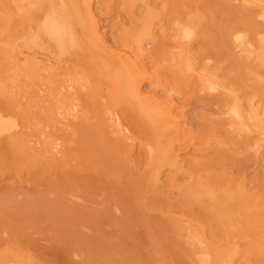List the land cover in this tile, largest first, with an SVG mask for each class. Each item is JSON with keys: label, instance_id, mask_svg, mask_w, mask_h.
Returning <instances> with one entry per match:
<instances>
[{"label": "rangeland", "instance_id": "rangeland-1", "mask_svg": "<svg viewBox=\"0 0 264 264\" xmlns=\"http://www.w3.org/2000/svg\"><path fill=\"white\" fill-rule=\"evenodd\" d=\"M69 4L0 0V118L18 122L0 135V264H199L200 248L219 256L217 264H264V1ZM147 23L141 92L169 102L175 118L171 129L153 131L157 142L113 81L123 70L117 60L137 56L126 31ZM90 25L103 46L92 42ZM178 56L200 73L181 77L178 65L173 72ZM106 61L112 71L101 76ZM236 103L250 128L235 125ZM145 143L164 152L160 169L147 165Z\"/></svg>", "mask_w": 264, "mask_h": 264}, {"label": "bare ground", "instance_id": "bare-ground-1", "mask_svg": "<svg viewBox=\"0 0 264 264\" xmlns=\"http://www.w3.org/2000/svg\"><path fill=\"white\" fill-rule=\"evenodd\" d=\"M71 1L72 0H70V2H69V0H67V2H68V4L69 3H71ZM89 1V0H88ZM132 1H134V2H136V3H141V4H143V5H147L146 3H147V0H132ZM261 0H259V2H260ZM264 1V0H263ZM80 2H81V0H80ZM94 2V1H93ZM131 3V2H130ZM129 3V4H130ZM74 4V3H73ZM69 5H71V4H69ZM81 6H82V4H81ZM85 6V5H84ZM72 8H74V7H72ZM130 8V7H129ZM146 9H147V7H146ZM31 10H32V7H31ZM75 10V9H74ZM73 9H72V11L73 12H75ZM92 10V9H91ZM33 11V10H32ZM87 11V10H86ZM20 12V11H19ZM31 12V11H30ZM26 13V12H25ZM27 14V13H26ZM74 14V13H73ZM76 14H78L77 12L74 14L75 15V18H76ZM23 15H24V13H23ZM93 15V14H92ZM80 17V16H79ZM88 18H90V17H88ZM179 18V17H178ZM77 19V18H76ZM133 19V18H132ZM149 20V19H148ZM78 22H79V20H77ZM147 22V21H146ZM23 23V22H22ZM132 23V22H131ZM191 23V22H190ZM89 24V23H88ZM115 24V23H114ZM150 24V23H149ZM148 23L147 24H143V25H141L140 27H133V28H131V30L129 29V31H126V33L128 32V34H126L125 33V37H129V35L131 36V38H132V40H134V41H132V43L134 44V49H135V52L137 53V56L134 58V59H128L127 58V61L126 60H124L123 58H124V56L122 57L121 56V58L123 59V60H120V58H119V60H117L118 62L119 61H121L122 62V65L119 63V66L120 67H122L123 66V70L122 69H120L118 66V68H119V71L121 70L122 71V74L120 73V72H118L117 70H115V71H117V72H115L117 75H119V77L122 75V78H119L118 76L115 78L114 76H116V75H111V73H109L108 75L109 76H112V78H113V81H114V79H117L116 80V82H114L115 84V86H118L119 87V85H120V87H121V85H123L122 86V89H124L125 91H126V94H127V100L129 101V103L135 108V111L138 113L137 115H139V117H141V119H143L146 123H147V125L150 127V129H151V131H150V135H151V133L153 132V131H157V128H161V130L160 131H163L164 129H167L168 127L170 128H172L173 126H175V118L173 117V114H172V109H171V106L169 105V102L167 103L166 101H161V100H158L156 97L155 98H153V96L152 97H145V96H143V94H142V92H141V83H142V81H143V79L146 77V72H145V69H144V65H143V62H142V60L140 59V57H142V55L144 54V42H143V40L142 39H144V38H142L144 35H149L150 34V32H151V28H150V25H149ZM73 25V24H72ZM79 25V24H78ZM128 25V24H127ZM133 25V24H132ZM80 26H82V25H80ZM116 28V27H115ZM185 28V27H184ZM24 29V28H23ZM188 28H186V29H184L183 30V33H184V31H186ZM77 30V29H76ZM81 30H84V29H81ZM119 30V29H118ZM189 30V29H188ZM86 31H88L89 33H90V35L93 37L92 38V42H94L96 45H98V46H103L102 45V43H101V40H100V37L97 35V32H99V30L97 31L96 30V28H95V26H91L90 25V27H87L86 28ZM7 32V31H6ZM189 33H193L192 31H190ZM1 34V33H0ZM3 34V33H2ZM1 34V35H2ZM185 34V33H184ZM183 34V35H184ZM238 34H241V33H237V34H233V37L234 38H237V36H239ZM127 35V36H126ZM189 36L191 37V34H189ZM241 36H242V38H243V35L241 34ZM83 37V36H82ZM184 37V36H183ZM187 37H188V34H187ZM84 38V37H83ZM185 38H186V36H185ZM189 38V37H188ZM241 38V39H242ZM86 39L87 38H84V40L86 41ZM90 40V39H89ZM188 40V39H187ZM239 40V39H238ZM180 41V40H179ZM241 41H243V40H241ZM21 42V41H20ZM19 42V43H20ZM43 41L42 40H31L30 41V45L31 46H40L41 45V43H42ZM239 42V41H238ZM86 43H88V44H90L89 42H86ZM128 44H129V42H128ZM248 44H250V45H252V43H246V42H243V43H241V45H242V49H248V47H250ZM91 45V44H90ZM122 46V45H121ZM239 47V49L240 50H242L241 49V47L240 46H238ZM244 47V48H243ZM146 48V47H145ZM250 48H252V47H250ZM120 50V49H119ZM129 50V49H128ZM251 50V49H250ZM187 51H189V50H187ZM186 51V52H187ZM249 51V50H248ZM252 51V50H251ZM254 51V50H253ZM189 54H190V52H188ZM244 53V52H243ZM254 53V52H253ZM253 53H251V55L253 54ZM250 54V53H249ZM180 55V54H179ZM182 55V54H181ZM126 58V57H125ZM177 59H178V64H176L175 66H173V72H174V67H177V65H178V70H176V71H179V72H176V73H179L178 75H180L181 74V77H182V75L183 76H186V77H193V76H195L196 74H197V69H196V67L193 65V64H195L196 65V63H195V61H194V63H192V61H190L189 59H190V57H189V59H188V57L186 58V57H180L179 58V56L178 57H176ZM118 59V58H117ZM98 60V59H97ZM90 64H93V63H90ZM173 64V63H172ZM95 66L97 65V64H94ZM114 65V64H113ZM89 66V65H88ZM91 66V65H90ZM101 70H102V75L101 76H103V73L104 72H110V71H112L111 69V67H112V63L110 62V61H106L105 63H101L100 62V65L98 66ZM86 68V67H85ZM85 68L84 69H82V70H85ZM96 68V67H95ZM118 68H116V69H118ZM199 69V68H198ZM93 70V69H92ZM99 70V69H98ZM100 70V71H101ZM100 71H97V73L98 72H100ZM104 71V72H103ZM74 72H75V70H74ZM77 72V71H76ZM85 72V71H84ZM199 72V71H198ZM26 73V72H25ZM80 73H81V71H80ZM114 73V71H113V73L112 74H115ZM175 73V74H176ZM200 73V72H199ZM198 73V74H199ZM76 74V73H75ZM82 74V78H83V73H81ZM84 74H86V73H84ZM88 74V73H87ZM86 74V75H87ZM100 74V73H99ZM98 74V75H99ZM197 74V75H198ZM71 75H72V73H71ZM70 75V76H71ZM73 75H74V73H73ZM78 75H79V72H78ZM78 75H76V76H78ZM104 75H106V73L104 74ZM201 75H203V74H201ZM30 76V75H29ZM67 76H69V75H67ZM67 76H65V78H69V77H67ZM90 76V75H89ZM93 76V75H92ZM17 77V76H16ZM20 77V76H19ZM33 76H31V78H32ZM50 77V76H49ZM53 77V76H52ZM64 77V76H63ZM88 77V76H87ZM106 77L108 78V76L106 75ZM65 78H61L62 80L64 79V80H67V79H65ZM71 78V77H70ZM79 79L81 78V76L80 77H78ZM77 78V79H78ZM91 78V77H90ZM94 78V77H93ZM106 78V79H107ZM208 78V77H207ZM18 79V78H17ZM21 79H22V77H21ZM21 79H20V81H21ZM26 79H28V80H30L28 77L27 78H25L24 77V81H26ZM35 79V78H34ZM33 79V80H34ZM56 79V78H55ZM83 79H85V78H83ZM105 79V78H104ZM120 79L122 80V82L120 83ZM47 80V79H46ZM60 80V79H59ZM70 80V79H69ZM69 80H68V82H69ZM74 80V79H73ZM87 80V79H86ZM208 80V79H207ZM79 81V80H78ZM90 81V80H89ZM103 81V80H102ZM101 80H100V82H99V84H97V86L98 85H100V83L102 82ZM28 82V81H27ZM26 82V83H27ZM31 82V81H30ZM33 82V81H32ZM30 83V84H32V85H34L33 83ZM71 82H72V80H71ZM80 82V81H79ZM83 82V81H82ZM87 82V81H86ZM112 82V81H111ZM157 82H159V81H156V83ZM21 83V82H20ZM45 83V82H44ZM43 83V84H44ZM63 83H64V81H63ZM73 83H74V81H73ZM75 83H76V81H75ZM85 83V82H84ZM109 84H110V82H108ZM188 83V82H187ZM50 85L51 83L49 82V83H46V85ZM53 84V83H52ZM51 84V85H52ZM57 84V83H56ZM71 84V83H70ZM80 84V83H79ZM83 84V83H82ZM158 84V83H157ZM157 84L155 85V86H157ZM161 83H159V85H160ZM25 85V84H24ZM28 85V84H27ZM32 85H28V86H32ZM62 85H64V84H62ZM69 85V84H68ZM72 85H74V84H72ZM71 85V86H72ZM81 85V84H80ZM89 86H90V83L88 84ZM111 85V84H110ZM205 85V84H204ZM34 86H36V85H34ZM54 86V85H53ZM75 86H77V84L75 85ZM84 86V85H83ZM82 86V89L84 90V87ZM89 86H88V89H90L89 88ZM102 86L104 87V85L102 84ZM102 86H100V87H102ZM109 86V85H108ZM24 87V86H23ZM25 87H26V85H25ZM24 87V88H25ZM55 87H57V86H55ZM70 87V86H69ZM99 87V88H100ZM22 88V87H21ZM64 88H66V87H64ZM73 88V87H72ZM98 88V89H99ZM160 88H162V84L160 85ZM29 89V88H28ZM54 89V88H53ZM59 90H60V87L58 88ZM76 89V88H75ZM105 89V88H104ZM103 89V90H104ZM111 89H114V87H113V85H111ZM122 89H120L119 91H120V93L122 92ZM166 89V88H165ZM27 90V89H26ZM29 90H31V89H29ZM50 90H52V89H50ZM49 89H47V91H50ZM55 90V89H54ZM66 90V89H65ZM69 90V89H68ZM83 90H77V91H81V92H79V93H81L82 94V91ZM100 90V89H99ZM99 90H98V92H99ZM107 90V89H106ZM152 90V89H151ZM28 91V90H27ZM56 91H58V90H55L54 92H56ZM91 91V90H90ZM94 91V90H93ZM101 91V90H100ZM115 91H117V88H116V90ZM115 91H113L114 93H117L118 94V92H115ZM168 91V90H167ZM209 91V90H208ZM3 92V91H2ZM32 92H33V90H32ZM52 92V91H51ZM53 92V93H54ZM60 92V91H59ZM68 92V91H67ZM73 92V91H72ZM87 92V91H86ZM105 92V91H104ZM108 92V91H107ZM112 92V93H113ZM211 92V91H210ZM76 93V92H75ZM79 93H78V95H77V97H78V99L77 100H75V101H78L79 100ZM83 93H85V92H83ZM100 93H102V92H100ZM144 93V92H143ZM173 93V92H172ZM171 93V94H172ZM174 93H176V92H174ZM26 95H28L27 93H25ZM48 94H50V92L48 93ZM48 94H47V96H48ZM60 94H62V93H60ZM66 94V93H65ZM77 94V93H76ZM93 94H96L95 93V91L93 92ZM105 94H106V92H105ZM109 94V93H108ZM177 94V93H176ZM1 95V94H0ZM23 95H24V93H23ZM30 95V94H29ZM67 95H69V93L67 94ZM70 95L72 96V93H70ZM75 95V94H74ZM90 95V94H89ZM97 95H99V94H97ZM2 96V95H1ZM7 96H8V94H7ZM6 96V97H7ZM34 96V95H33ZM50 96H54L53 94L51 95L50 94ZM59 96H61V95H59ZM83 96H86V95H83ZM175 96V95H174ZM55 97V99H56V97H57V94H56V96H54ZM65 96H61V99L60 100H62L63 98H64ZM73 97V96H72ZM71 97V98H72ZM74 97H76V95L74 96ZM86 97H88V96H86ZM100 97V96H99ZM105 97V96H104ZM112 97V96H111ZM114 97H116V96H114ZM118 97V96H117ZM3 98H5V97H2V99ZM8 98H10V97H8ZM13 99L15 98L14 96L12 97ZM11 98V100H13ZM26 98H27V96H26ZM29 98V97H28ZM32 98H34V97H32ZM50 98V97H49ZM69 98V96L68 97H66V100ZM95 97H94V95H93V98L92 99H94ZM107 99H108V97H106ZM105 98V100H107ZM120 98V97H119ZM168 98V97H167ZM54 99V98H53ZM73 99V98H72ZM72 99H70V100H72ZM75 99V98H74ZM96 99H97V97H96ZM16 100V99H15ZM15 100H13V101H15ZM30 100H33V99H31V98H29V102L31 103L32 101H30ZM49 100V99H48ZM57 100H59V99H57ZM65 100V101H66ZM90 100V99H89ZM88 100V101H89ZM95 100V99H94ZM119 100H121V99H119ZM5 101V100H4ZM28 101L26 102V103H28ZM49 101H56V100H49ZM81 101V100H80ZM86 101V100H85ZM87 101V102H88ZM97 101V100H96ZM103 101V100H102ZM108 101H109V99H108ZM15 102H17V100L15 101ZM61 102V101H60ZM60 102H59V105H62V103L60 104ZM62 102H63V104H65L64 103V101L62 100ZM69 102H71V101H69ZM79 102V101H78ZM92 102H93V100H92ZM100 102V101H99ZM107 101H105V104H107V106H108V103H106ZM25 103V104H26ZM29 103V104H30ZM47 103V107H49L48 106V102H46ZM49 103H51V102H49ZM57 103H58V101H57ZM72 103V102H71ZM77 103V102H76ZM89 103H91V102H89ZM96 103V102H95ZM12 104V103H11ZM53 104H56V102H54ZM67 104H69L68 102H67ZM82 104V103H81ZM94 104V103H93ZM75 105H77V104H75ZM83 105V104H82ZM95 105V104H94ZM238 107V105H237V103L236 104H234V106H232V108L230 109V111H232V114H233V119H234V123H235V125L237 126V128L239 127V130H240V128L241 129H245V128H247L248 129V117H246L245 115H243V113L241 112V111H239L238 110V108H236V106ZM241 105V104H240ZM239 105V106H240ZM19 106V104H17V107ZM51 106H53V105H51ZM50 106V107H51ZM55 106V105H54ZM58 106V105H57ZM65 106H67L66 104H65ZM20 107V106H19ZM44 107V106H43ZM63 108H65L64 106H62ZM68 107V106H67ZM66 107V108H67ZM77 107V106H76ZM78 107H79V104H78ZM77 107V108H78ZM80 107H83V106H81L80 105ZM97 106L95 105V107L94 106H92V108L93 109H91L92 111H94V110H96V109H98V108H96ZM103 107V106H102ZM233 107H235L234 109H233ZM28 108H30V106L28 107ZM27 108V110H29ZM55 108H57V107H55ZM88 108V107H87ZM86 108V109H87ZM96 108V109H95ZM105 108V107H104ZM108 108H110V107H108ZM240 108H241V106H240ZM31 109V108H30ZM45 109H47V108H45ZM58 109H60L61 110V106H59V108ZM58 109H56V110H58ZM82 109V108H81ZM100 109H101V107H100ZM100 109H99V111H100ZM233 109V110H232ZM17 110H19L18 108H17ZM55 110V111H56ZM64 110V109H63ZM85 109H83L82 110V112H85L84 111ZM108 110H110V112H112L111 111V109H108ZM132 110H133V108H132ZM252 109H250V111H251ZM21 112L23 111V110H20ZM47 111V110H46ZM79 111H80V109H79ZM88 111V110H87ZM96 111H98V110H96ZM246 111V110H245ZM24 112V111H23ZM30 112V111H29ZM60 112V111H59ZM91 112V111H90ZM89 112V113H90ZM109 112V111H108ZM252 112V111H251ZM57 113V112H56ZM88 113V112H87ZM88 113V114H89ZM92 113V112H91ZM90 113V114H91ZM116 113V112H115ZM0 114H2V113H0ZM46 114H48V113H46ZM49 114H51V113H49ZM87 114V115H88ZM95 114V113H94ZM98 114H100V113H98ZM97 114V112H96V115H98ZM112 114V113H111ZM247 114H248V112H247ZM246 114V115H247ZM250 114V113H249ZM30 116H31V114H29ZM56 114H54V116H55ZM83 115H86V113L84 114L83 113ZM86 115V116H87ZM113 115V114H112ZM23 116V115H22ZM27 116V115H26ZM29 116V117H30ZM89 116V115H88ZM116 116H117V113H116ZM115 116V117H116ZM83 117V116H82ZM101 117H104L103 115L101 116ZM101 117H99L100 118V121H101ZM10 118H12L11 116H10ZM10 118H7L8 120H10ZM26 118V117H25ZM55 118V117H54ZM59 118V117H58ZM86 118V117H85ZM99 118H98V120H99ZM105 119H107V117H104ZM117 118V117H116ZM121 118V117H120ZM252 118L254 119L255 118V116L253 117L252 116ZM4 119V118H3ZM14 119V118H13ZM16 119V118H15ZM29 119V118H28ZM37 119V118H36ZM36 119H34V120H36ZM55 119H57V118H55ZM87 119V118H86ZM118 119V118H117ZM253 119H250V121L251 120H253ZM7 120V122H5V121H3L1 118H0V135L2 134L3 136H4V133L5 134H7V131L8 130H11V132H12V130L13 129H15V127H14V125H16V124H14V123H18L17 122V120H16V122L15 121H13V120H11V121H13V122H9ZM43 120V119H42ZM104 120V119H103ZM108 120V119H107ZM107 120H105V121H107ZM113 120V119H112ZM232 120V119H231ZM24 121V120H23ZM40 120H38V122H39ZM56 121V120H55ZM94 121V120H93ZM110 121V120H109ZM115 121V120H114ZM233 121V120H232ZM254 121H255V119H254ZM41 122V121H40ZM47 122V121H46ZM45 122V123H46ZM51 122V121H50ZM253 122V121H252ZM24 123V122H23ZM27 123V122H26ZM44 123V122H43ZM43 123H41V124H43ZM45 123H44V125H45ZM107 123V122H106ZM110 123V122H109ZM122 123V122H121ZM233 123V122H232ZM233 123V124H234ZM256 123V122H255ZM254 123V124H255ZM12 125V128L11 129H9V125ZM48 124V123H47ZM47 124H46V126H47ZM54 124V123H53ZM52 124V125H53ZM113 124V123H112ZM252 124V123H251ZM254 124H252V125H254ZM260 124V123H259ZM51 125V126H52ZM98 125V124H97ZM234 125V126H235ZM248 125V126H247ZM26 126V125H25ZM24 126V127H25ZM108 126V125H107ZM116 126H118V125H116ZM125 126V125H124ZM235 126V127H236ZM11 127V126H10ZM53 127V126H52ZM106 127V126H105ZM109 127V126H108ZM251 126H249V128H250ZM102 128V127H101ZM111 129L113 128V127H110ZM109 128V129H110ZM115 128V127H114ZM170 128V129H171ZM175 128V127H174ZM18 129V128H17ZM16 129V130H17ZM119 129V128H118ZM15 130V131H16ZM121 130V129H120ZM174 130V129H173ZM176 130V129H175ZM250 130V129H249ZM113 131H114V129H113ZM117 131V130H116ZM115 131V134L118 132H116ZM166 131H168V130H166ZM242 131V130H241ZM248 131V130H247ZM256 131V130H255ZM10 131H8V134L9 133H11ZM171 132V131H170ZM174 133H175V131H173ZM264 132V131H263ZM166 133V132H165ZM173 133V134H174ZM113 134V133H112ZM153 135L151 136L152 137V139L154 138V141H156V138H157V136H155L154 137V135L156 134H154V132L152 133ZM157 135H158V133H157ZM160 135V134H159ZM158 135V136H159ZM122 136V135H121ZM8 137V136H7ZM6 137V135H5V138H7ZM125 137V136H124ZM4 138V139H5ZM50 138V137H49ZM104 138H105V136H104ZM126 138V137H125ZM48 139V138H47ZM46 139V140H47ZM52 138H50V140H51ZM119 139V138H118ZM212 139V138H211ZM53 140V139H52ZM106 140V139H105ZM54 141H55V138H54ZM66 141L67 140H65V143L64 144H66L67 145V143H66ZM101 141H102V139H101ZM14 142V141H13ZM47 142V141H46ZM49 142H51V141H49ZM70 142V141H69ZM74 142V141H73ZM104 142V141H103ZM157 142V141H156ZM25 143V142H24ZM55 143V142H54ZM75 143H76V141H75ZM75 143H73V145H75ZM127 143H128V141H127ZM51 144V143H50ZM64 144H62V149H63V145ZM78 144V143H77ZM76 144V145H77ZM118 144V143H117ZM157 144V143H156ZM155 144V145H156ZM49 145V144H48ZM52 145V144H51ZM69 145H70V143H69ZM69 145L67 146L68 148H69ZM129 145H131V144H129ZM37 146V145H36ZM43 146H45L44 145V143H43ZM72 146V145H71ZM218 146V145H217ZM46 147L47 146H45V149H46ZM66 147V146H65ZM77 147V146H76ZM84 147V146H83ZM110 147V146H109ZM142 147H146L145 148V156H146V161H147V165L148 166H151L152 167V169L153 170H158V169H160V167L163 165V164H165L164 163V161H165V154H164V152L160 149V148H158L157 146H150V145H148V144H142ZM51 148V147H50ZM102 148V147H101ZM99 150V149H98ZM97 150V151H98ZM128 150V149H127ZM126 151V150H125ZM48 152V151H47ZM83 152V151H82ZM84 152H86V150L84 151ZM47 154V153H46ZM49 154V153H48ZM87 154H89V153H87ZM87 154H86V156H87ZM91 154V153H90ZM93 155H94V153H93ZM131 156V155H130ZM52 157V156H51ZM71 161V160H70ZM64 162H66V161H64ZM67 163V162H66ZM65 163V164H66ZM72 163V162H71ZM77 165V164H76ZM92 165V164H91ZM96 164H94V166H95ZM75 166V165H74ZM80 166V165H79ZM76 167V166H75ZM74 167V168H75ZM81 167V166H80ZM85 167V166H84ZM144 167V166H143ZM78 168V167H77ZM74 171V170H73ZM93 171V170H92ZM156 175V174H155ZM116 176V175H115ZM78 180V179H77ZM76 186V185H75ZM180 186V185H179ZM182 186V185H181ZM181 186H180V188H181ZM174 187L175 186H173L172 188L174 189ZM153 188V187H152ZM184 187L182 186V188H181V190L183 189ZM172 191V190H171ZM185 191H188V190H185ZM7 192V191H6ZM10 193H11V191H9ZM9 192H7V193H9ZM187 193H189V192H187ZM76 194H78V193H76ZM12 195V194H11ZM13 195H14V193H13ZM202 195V194H201ZM200 195V196H201ZM74 196V195H73ZM193 197H194V194L192 195ZM5 197V196H4ZM18 197V196H17ZM204 197V196H203ZM72 198V197H71ZM222 198L223 197H221L220 198V200H222ZM108 200H109V198H108ZM219 200V201H220ZM226 200H227V198H226ZM10 201H11V197H10ZM13 201H15V200H13ZM112 201H115V200H112ZM111 201V202H112ZM212 201H213V199H212ZM215 201V200H214ZM218 200H217V202H219ZM216 202V201H215ZM10 203V202H9ZM221 203V202H220ZM220 203H218V205L220 204ZM223 203V202H222ZM228 203V202H227ZM226 204V203H225ZM224 203H223V205H225ZM7 205V204H6ZM10 205V204H9ZM212 205H213V203H212ZM217 205H215L214 207H216ZM220 206V205H219ZM226 206V205H225ZM113 208V207H112ZM226 208V210H227V207H225ZM219 208H217V210H218ZM221 211H222V209H220ZM219 210V211H220ZM260 210V209H259ZM221 211L219 212V213H221ZM225 214H227V213H225ZM218 215V214H217ZM222 216V215H221ZM185 225V224H184ZM224 225V224H223ZM263 230V229H262ZM130 232H131V230H130ZM253 233V232H252ZM192 234V233H191ZM194 234V233H193ZM195 236V235H194ZM234 236V235H233ZM190 237V236H189ZM192 238V237H191ZM201 239V238H200ZM195 240V239H194ZM193 240V241H194ZM192 241V240H191ZM197 242V241H196ZM201 242V241H200ZM191 245H193V244H191ZM202 245V244H201ZM195 246H196V244H195ZM191 247H193V246H191ZM198 247H200V246H198ZM208 248V247H207ZM205 249V248H204ZM209 249V248H208ZM207 249V250H208ZM193 250V249H192ZM191 250V251H192ZM197 250V249H196ZM200 250H202V251H200ZM200 252L199 253H196V257H197V260H198V262H199V264H217V262L219 261V259H218V257L219 256H217L215 253H213V252H211L210 251V249H209V251H206V249H205V251H203V249L202 248H200ZM11 251V250H10ZM193 251H195V249L193 250ZM214 251V250H213ZM232 251V250H231ZM233 252V251H232ZM252 252V251H251ZM192 253V252H191ZM231 253V252H230ZM194 254H195V252H194ZM13 257V256H12ZM1 258V257H0ZM8 258H10V257H8ZM7 258V259H8ZM222 258V257H221ZM11 259V258H10ZM196 259V258H195ZM3 260H5V258L3 259ZM2 260V261H3ZM221 260V259H220ZM14 261H15V257H14ZM264 261V260H263ZM5 262V261H4ZM7 262V261H6ZM24 262V261H23ZM27 262V261H26ZM130 262V261H129ZM220 262H223V261H220ZM0 263H1V260H0ZM9 263V262H8ZM11 263V262H10ZM14 263V262H13ZM2 264H3V262H2ZM15 264H16V262H15ZM17 264H20V263H17ZM22 264H24V263H22ZM222 264V263H221Z\"/></svg>", "mask_w": 264, "mask_h": 264}]
</instances>
